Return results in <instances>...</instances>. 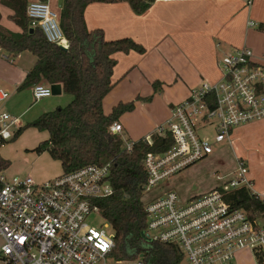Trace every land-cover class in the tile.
Wrapping results in <instances>:
<instances>
[{"label":"built area","instance_id":"obj_1","mask_svg":"<svg viewBox=\"0 0 264 264\" xmlns=\"http://www.w3.org/2000/svg\"><path fill=\"white\" fill-rule=\"evenodd\" d=\"M48 1L28 3L30 26L40 27L48 41L68 47L60 13ZM248 25L257 23L249 20ZM217 64L220 78L202 81L157 128L158 133L169 131L173 144L144 158L148 173L142 185L144 232L151 240L174 245L182 256L178 264H240L242 253L250 254L255 264H264V210L239 208L226 198L240 187L254 192L247 160L236 157V169L206 193L185 197L163 187L174 175L211 155L216 144L227 141L233 146L236 128L264 119V61L243 46L224 54ZM52 94L51 86L34 85L36 100ZM7 97V91L0 89V102ZM19 126V117L0 112V144L10 140ZM209 126L215 133L201 135ZM111 131L123 138L119 121ZM146 139L152 142V134ZM133 143L125 145L130 150ZM111 166L112 161L89 163L42 181L31 175L10 176L0 169V264H145L141 258L115 259L113 226L107 220L101 227L88 221L94 213L102 215L99 199L114 193ZM218 179H222L219 174ZM258 197L264 202V196Z\"/></svg>","mask_w":264,"mask_h":264},{"label":"trees","instance_id":"obj_2","mask_svg":"<svg viewBox=\"0 0 264 264\" xmlns=\"http://www.w3.org/2000/svg\"><path fill=\"white\" fill-rule=\"evenodd\" d=\"M0 1L13 10L12 18L21 29L12 31L5 27L0 12V47L11 56L27 51L36 57L19 88L40 83L61 85L62 92L73 96L66 106L44 112L20 126L10 140L17 139L31 126L47 131L49 137L36 150L39 153L48 150L52 158L61 162L62 173L89 163L112 161L110 180L114 193L99 199L104 219L115 230L112 255L117 260L141 258L145 264H178L182 256L174 245L143 235L147 213L142 185L148 177L144 158L149 152L169 149L173 138L169 131L154 132L152 142L140 138L129 150L122 135L111 131V126L122 114L134 109V102H119L110 113L105 112L103 104L114 87L112 77L118 61L115 54L144 53L146 48L131 37L107 40L102 28L89 29L85 19V9L93 2L126 1L136 14H143L155 0H63L60 25L68 47L48 41L38 26L30 31L29 0ZM9 166L10 161L2 159L0 169ZM226 198L239 208L255 213L264 210V202L247 187L229 192Z\"/></svg>","mask_w":264,"mask_h":264},{"label":"crops","instance_id":"obj_3","mask_svg":"<svg viewBox=\"0 0 264 264\" xmlns=\"http://www.w3.org/2000/svg\"><path fill=\"white\" fill-rule=\"evenodd\" d=\"M60 11L58 12L60 13ZM0 12L2 14L1 23L5 27L12 31H21L12 18L13 10L4 6L1 1ZM5 19H11L12 24L16 27L13 28V25L7 26ZM85 19L89 29L102 28L107 40L131 37L146 48L144 53L131 51L129 53L118 52L115 54L117 59H129L135 63L131 67L132 69L137 67L139 69L142 68L141 70L146 71V73L151 72L147 70L148 64L150 60L156 61V59L163 62L168 60L169 63H172V70L180 78V81L176 79L175 104L186 99L191 91L198 87L202 81L215 82L220 78L217 62L221 55L247 46L254 51L258 59L264 61V57H262L264 52H261L262 46L257 40L260 35H264V0H253L251 4H248L247 0H155L143 14H136L126 1L114 3L93 2L85 9ZM249 20L255 21L257 25L249 26ZM251 33L255 40L251 41L250 47ZM3 51L0 47V57L8 62L6 66L11 71L8 76L9 81L0 78V89H4L8 93V97L2 101L6 102L9 98V91L6 88L22 90L19 87L28 71L35 64L36 57L34 55H25L28 56L27 62L18 66L27 51L16 56H11L6 51L5 54ZM4 55H7L8 58ZM33 88L34 86H29L25 89H29L33 93ZM62 93L61 91L58 94ZM38 101L34 98V102ZM44 110L46 111L47 108ZM167 115H169L168 112L163 115L162 120ZM169 117L170 115L167 120ZM19 118L22 126V118ZM156 123H161V120L155 122L151 130H146L141 134L151 135L149 133L152 131L156 132ZM159 125L161 126V124ZM235 143L234 141L233 146L229 145L234 153H236ZM1 147L0 155L2 159L10 161L11 164L10 156L6 155V152L2 154ZM236 157L241 156L236 153ZM37 165L39 163L32 165L34 169L32 174L29 175L38 181L58 176L63 172L61 169V172L56 175V173L50 172L48 168L44 172L42 169L39 170ZM263 169L252 171L250 168L253 190L261 196H264V185L260 183ZM256 180L259 181V184L254 189Z\"/></svg>","mask_w":264,"mask_h":264},{"label":"rangeland","instance_id":"obj_4","mask_svg":"<svg viewBox=\"0 0 264 264\" xmlns=\"http://www.w3.org/2000/svg\"><path fill=\"white\" fill-rule=\"evenodd\" d=\"M48 2L56 11H60L62 8L63 0H49ZM5 23L7 26L13 25V28L16 27L12 24L11 19H5ZM259 37L257 40L262 46L261 52H264V35ZM252 40L255 39L251 33L250 47ZM3 53L6 54L5 51ZM25 55L32 54L30 52L24 54L23 60H20L18 66L27 62L28 56ZM220 57H223V55ZM117 60L112 77L114 87L104 99V109L106 112H111L113 107L119 102L133 101L134 109L120 116L119 122L124 127V141H136L140 138L151 136L146 135V133L142 135L141 133L151 130L153 124L158 122V120H161V123H156V129L160 126L159 124H166L167 117L171 115V108L176 103V99H174L177 85L176 79L180 81V78L177 73H174L172 63H169L168 60H164V62L159 59H156V61L150 60L147 70L151 72L147 73L142 71V68L133 67L132 69L131 67L135 63L129 59ZM6 63L8 62L0 57V78L9 81L8 76L11 71L6 66ZM6 89L9 91V98L6 102H0V111H8L13 116L21 117L23 125L32 122L46 111L54 110L59 105L66 106L73 98L72 95L63 92L62 94H52L47 98L34 102L33 93L29 89L24 88L20 91L16 88ZM45 108H47L46 111L44 110ZM167 112L169 115L162 120L163 115ZM153 132L155 131L149 134H153ZM214 133L215 128L213 126L201 131V135H213ZM47 137V131L31 126L27 127L17 139L10 140L4 144L1 147V152L2 154L6 152V155H9L11 160L6 173L10 176H26L32 174L34 169L32 165L39 163L37 165L39 170L42 169L46 172L48 168L50 172H54L56 175L59 174L62 169L61 162L52 158L48 150L42 153L36 150L40 141L46 140ZM232 139L236 142L235 152L245 160H248L252 171L264 168V120H258L237 128L232 134ZM227 144V141L216 144L211 155L183 169L170 180H167L163 187L173 188L181 195L188 197L206 193L214 186L221 184L237 167L236 153ZM218 174L222 179H218ZM260 183L264 185V169ZM257 184H259V181L256 180L254 189H256ZM88 221L92 225L101 227L105 219L100 213H94L88 217ZM107 231L112 232V229L107 228ZM240 264H255V262L250 254L242 253L240 255Z\"/></svg>","mask_w":264,"mask_h":264},{"label":"water","instance_id":"obj_5","mask_svg":"<svg viewBox=\"0 0 264 264\" xmlns=\"http://www.w3.org/2000/svg\"><path fill=\"white\" fill-rule=\"evenodd\" d=\"M35 28L30 27V31H33ZM53 94H58L61 92V85H52ZM144 237H146L145 232H143Z\"/></svg>","mask_w":264,"mask_h":264}]
</instances>
